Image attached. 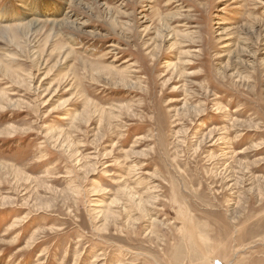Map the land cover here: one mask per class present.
Masks as SVG:
<instances>
[{
    "label": "rangeland",
    "instance_id": "1",
    "mask_svg": "<svg viewBox=\"0 0 264 264\" xmlns=\"http://www.w3.org/2000/svg\"><path fill=\"white\" fill-rule=\"evenodd\" d=\"M0 264H264V0H0Z\"/></svg>",
    "mask_w": 264,
    "mask_h": 264
},
{
    "label": "bare ground",
    "instance_id": "2",
    "mask_svg": "<svg viewBox=\"0 0 264 264\" xmlns=\"http://www.w3.org/2000/svg\"><path fill=\"white\" fill-rule=\"evenodd\" d=\"M27 10V9H26ZM34 12V11H33ZM26 13V12H25ZM34 14V13H33ZM30 15V14H29ZM32 19H35V18H32ZM29 22V21H28ZM37 23H38V20L37 21H30L27 25H30V26H36L37 25ZM25 27V26H24ZM28 89H31V88H28ZM20 107V106H19ZM89 122V121H88ZM14 131H15V129L14 128H12ZM10 132L9 134L13 137L14 135H15V133H16V131L15 132ZM129 194H131V191H130V193ZM132 197H133V195H132ZM130 199H131V197H130ZM135 201V200H134ZM136 202V201H135ZM136 204V203H135ZM260 216V215H259ZM11 228V227H10Z\"/></svg>",
    "mask_w": 264,
    "mask_h": 264
}]
</instances>
